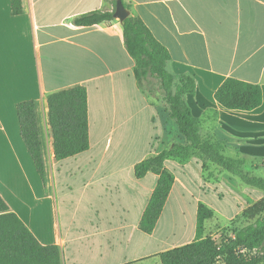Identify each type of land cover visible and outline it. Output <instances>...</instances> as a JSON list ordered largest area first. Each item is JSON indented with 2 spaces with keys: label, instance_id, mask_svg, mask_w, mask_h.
<instances>
[{
  "label": "crops",
  "instance_id": "crops-1",
  "mask_svg": "<svg viewBox=\"0 0 264 264\" xmlns=\"http://www.w3.org/2000/svg\"><path fill=\"white\" fill-rule=\"evenodd\" d=\"M123 2L169 50L176 83L182 75L195 78L196 93L184 100L203 138L247 164L257 163L258 152L264 157V0ZM23 7L14 16L11 1L0 0V195L42 245L60 248L62 264H162L160 254L196 239L201 204L229 223L237 213L217 202L244 211L264 198L197 154L167 159L175 183L155 230L143 232L160 176L139 179L135 168L187 139L160 89L154 94L136 79L123 23L75 24L92 12L115 11L114 0H23ZM228 78L260 85L262 105L224 108L215 94ZM76 86L88 93L90 147L59 161L48 96ZM28 100L37 103L45 180L21 135L17 105ZM176 190L190 196L194 209L180 240L159 230Z\"/></svg>",
  "mask_w": 264,
  "mask_h": 264
},
{
  "label": "trees",
  "instance_id": "trees-1",
  "mask_svg": "<svg viewBox=\"0 0 264 264\" xmlns=\"http://www.w3.org/2000/svg\"><path fill=\"white\" fill-rule=\"evenodd\" d=\"M12 14L24 13L23 0H10ZM117 0H114L116 6ZM131 12V5L124 3ZM115 11H96L81 16L77 26L92 27L115 20ZM124 42L135 60V77L153 92L154 81L159 83L163 100L171 117L177 121L186 145H175L158 156L149 158L135 168L137 178L149 172L160 176L158 185L143 215L141 229L151 234L169 199L175 176L165 168L167 159L188 160L199 154L206 162L216 164L222 170L239 178L247 186L264 192V178L245 169V162L225 156V147L220 142L204 139L200 133V121L184 100L186 95H195L196 81L193 76L182 75L176 83L168 70L171 61L169 50L161 44L144 21L132 13L123 22ZM216 100L228 110L252 111L263 103L260 85L228 78L215 94ZM49 124L54 137L56 159L61 161L76 156L90 147L88 93L84 86H76L48 96ZM21 135L35 163L37 171L45 180V160L37 103L35 100L17 105ZM212 210L201 204L199 207L196 239L186 245L160 254L162 264H264V198L244 210L235 220L249 221L235 229L232 237L214 239L203 237V225L211 217ZM0 264H62L60 248L44 246L32 231L14 213L0 195Z\"/></svg>",
  "mask_w": 264,
  "mask_h": 264
},
{
  "label": "rangeland",
  "instance_id": "rangeland-1",
  "mask_svg": "<svg viewBox=\"0 0 264 264\" xmlns=\"http://www.w3.org/2000/svg\"><path fill=\"white\" fill-rule=\"evenodd\" d=\"M146 87V85L144 84ZM147 88V87H146ZM159 88V83L154 81L152 90L154 94L157 92ZM163 98V97H162ZM197 156H200L197 154ZM258 159L257 163L247 164L245 162V169L250 172L251 174L257 177L264 178V157L262 152H258L255 155ZM189 185H192V181L190 178L187 179ZM240 181V179L237 178ZM241 182V181H240ZM248 187V186H245ZM193 190H198L193 188ZM217 207L230 214V213H237L235 214L236 217L230 221L229 223H225L223 219L212 210V215L208 219L205 220L203 225V237H212L214 239L220 238H228L232 237L234 234V230L241 228L249 223V221H241L239 220L236 222V218L239 217L243 211L238 210L236 205H232L229 201L224 203L217 202ZM194 209L193 205L190 202V196L188 194H183L181 191L176 190L166 207L164 216L161 220L159 230L163 234H170L174 232L175 234L172 235L174 239L180 240L185 235L186 225H185V217L190 218L193 215ZM236 219V220H235ZM197 230H198V223H197ZM176 236V237H175ZM197 236V235H196ZM217 264H224L223 260H220Z\"/></svg>",
  "mask_w": 264,
  "mask_h": 264
},
{
  "label": "water",
  "instance_id": "water-1",
  "mask_svg": "<svg viewBox=\"0 0 264 264\" xmlns=\"http://www.w3.org/2000/svg\"><path fill=\"white\" fill-rule=\"evenodd\" d=\"M131 12L126 8L123 0H117L114 18L122 23L130 16Z\"/></svg>",
  "mask_w": 264,
  "mask_h": 264
}]
</instances>
